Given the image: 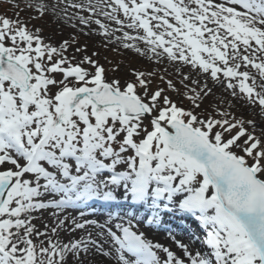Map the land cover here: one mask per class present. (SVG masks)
Wrapping results in <instances>:
<instances>
[{"label":"snow or ice","instance_id":"1","mask_svg":"<svg viewBox=\"0 0 264 264\" xmlns=\"http://www.w3.org/2000/svg\"><path fill=\"white\" fill-rule=\"evenodd\" d=\"M0 4V264H264V0ZM69 7L179 80L110 78L29 27ZM169 213L198 221L195 249L141 230Z\"/></svg>","mask_w":264,"mask_h":264},{"label":"rangeland","instance_id":"2","mask_svg":"<svg viewBox=\"0 0 264 264\" xmlns=\"http://www.w3.org/2000/svg\"><path fill=\"white\" fill-rule=\"evenodd\" d=\"M6 13L7 15L11 16L12 12L10 9L7 8V5L5 4H0V14ZM33 15H36V13L33 12ZM24 18L27 19V13L24 14ZM35 26L36 28H41L42 32L41 35L45 38L46 43H53L58 45L60 42L66 39H71L73 36L77 37L81 46H83L85 43L88 45V54L90 55L93 51L99 52L100 55L96 57L98 59L99 63L103 65L106 69H108L109 77H119L122 79H128L131 77V73L133 69H138L141 71H146V70H151L152 68H159V69H168L171 73H173V77L178 81L179 77L175 76V69H169L168 67L164 65H156L155 63H147L143 62L146 58H141L140 56L127 52L126 54H121V55H112L111 52V47L104 48L102 47V44L98 42H94L91 40H88L85 38L83 35H78L74 32H70L64 30L63 35H60L61 30L59 27H57L56 23L52 22L48 17L45 19H35L31 22L29 27ZM132 34V32H131ZM135 34V33H134ZM106 42V41H105ZM122 49V48H121ZM74 52V49H69L68 50V55H72ZM79 54H77L78 56ZM125 56H129L130 58L125 59ZM135 59H134V57ZM78 58V57H77ZM137 58V60H136ZM109 59V60H108ZM153 64V65H152ZM114 65H119L120 70L119 72L113 73L111 71V68ZM186 72V71H185ZM159 75H163V72L160 71ZM159 83V81H156ZM164 85H161L163 87ZM172 98L174 100L178 99L175 93H170ZM186 103V102H185Z\"/></svg>","mask_w":264,"mask_h":264},{"label":"bare ground","instance_id":"3","mask_svg":"<svg viewBox=\"0 0 264 264\" xmlns=\"http://www.w3.org/2000/svg\"><path fill=\"white\" fill-rule=\"evenodd\" d=\"M93 3H95V0H93ZM74 13L84 14V13H79V10H74V9L69 7V8H67V12L66 13L65 12H61L59 14V16H54L51 13H49L48 15L45 16V19L48 17V19H50L52 22L56 23L57 27H59V29L61 30L60 35H63L64 30H66V29H67V31L74 32V33H76L78 35H83V34H81V31H80L81 28H84L85 32H87L88 29L85 28L83 25H79L78 21L76 19H74V18L70 19V17H73ZM108 23H109L110 28L118 27L113 22H108ZM72 24H77V27L75 29H73L71 27ZM93 27H96V26L93 25ZM124 30L125 31H129L130 33L132 32V35L136 34L133 30L126 29V28ZM117 35H122V33H117ZM83 36H85V35H83ZM85 38L88 39V40L94 41V42H98L100 44H103V43L107 42L105 40V38H102V37H100L98 35L85 36ZM140 46L144 47V45L142 43L140 44ZM110 47L112 49L111 50L112 55H113V53H114V55H121V54H126L127 52L136 54L135 52H133L131 50H125L122 47H119L118 45H112ZM113 48H117V50L113 51ZM136 55H138V54H136ZM138 56H140V55H138ZM77 57L79 58V55ZM140 57L143 58V60L145 58V57H142V56H140ZM124 58L128 59L130 57L129 56H125ZM134 59H135V57H134ZM136 60H137V58H136ZM143 62L150 63V61L147 58ZM152 63H154V62H152ZM161 65H164V66L168 67L169 69H173L174 70V68L167 61H165L164 64H161ZM184 71L188 72L189 70H188V68H184ZM108 75H109V73H108ZM201 81L203 83V78H201ZM209 83H211V81H209ZM217 95H219V90H217ZM116 210H119V209H116ZM88 214H91V213H88ZM174 222L179 224L180 226H178V225L172 226V227H174V231H175V232L173 231L172 233L170 231H167L165 228H162V226L160 227L161 229H164L162 231L156 230V229L155 230L154 229H150V228H147V227H143L141 230L142 231H146V233L149 235L150 238L151 237H155V239L157 241L165 243L167 246L174 247V245L172 243L173 236H174L176 239L183 240L186 244H191L193 249H195V247L197 245L195 243H193V241L190 239V237H192V235H189V234L186 235L187 232L184 230L186 228L185 225L184 224L182 225V222L178 221L177 219H174ZM186 230H188V229H186ZM176 232H179V233H176ZM174 233H176V234H174Z\"/></svg>","mask_w":264,"mask_h":264}]
</instances>
